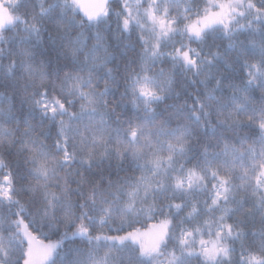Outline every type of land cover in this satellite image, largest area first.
<instances>
[{
    "label": "snow or ice",
    "instance_id": "6c2138e0",
    "mask_svg": "<svg viewBox=\"0 0 264 264\" xmlns=\"http://www.w3.org/2000/svg\"><path fill=\"white\" fill-rule=\"evenodd\" d=\"M0 264H264V0H0Z\"/></svg>",
    "mask_w": 264,
    "mask_h": 264
},
{
    "label": "trees",
    "instance_id": "16d2710c",
    "mask_svg": "<svg viewBox=\"0 0 264 264\" xmlns=\"http://www.w3.org/2000/svg\"><path fill=\"white\" fill-rule=\"evenodd\" d=\"M227 45V41H224V46ZM240 219H243V217H240ZM231 222V221H230ZM248 229H245V231H247Z\"/></svg>",
    "mask_w": 264,
    "mask_h": 264
}]
</instances>
